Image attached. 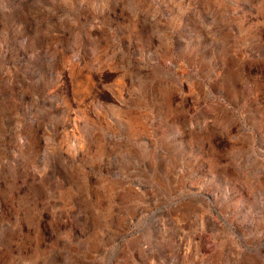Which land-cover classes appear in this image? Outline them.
I'll return each mask as SVG.
<instances>
[{"label": "rangeland", "instance_id": "1", "mask_svg": "<svg viewBox=\"0 0 264 264\" xmlns=\"http://www.w3.org/2000/svg\"><path fill=\"white\" fill-rule=\"evenodd\" d=\"M0 264H264V0H0Z\"/></svg>", "mask_w": 264, "mask_h": 264}, {"label": "bare ground", "instance_id": "2", "mask_svg": "<svg viewBox=\"0 0 264 264\" xmlns=\"http://www.w3.org/2000/svg\"><path fill=\"white\" fill-rule=\"evenodd\" d=\"M163 178H164V177H163ZM163 178H162V179H163ZM162 181H163V180H162Z\"/></svg>", "mask_w": 264, "mask_h": 264}]
</instances>
